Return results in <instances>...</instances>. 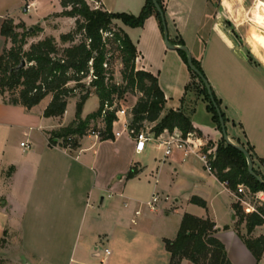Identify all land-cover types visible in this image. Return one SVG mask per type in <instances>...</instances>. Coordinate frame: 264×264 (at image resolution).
I'll list each match as a JSON object with an SVG mask.
<instances>
[{
  "label": "crops",
  "instance_id": "crops-1",
  "mask_svg": "<svg viewBox=\"0 0 264 264\" xmlns=\"http://www.w3.org/2000/svg\"><path fill=\"white\" fill-rule=\"evenodd\" d=\"M24 1L0 0V54L10 42L1 33L4 20L32 18L16 13ZM96 1L109 12L134 15L146 2ZM162 1L172 48L166 45L155 13L139 27L113 20L137 47L136 69L152 73L164 92L166 104L160 119L171 110H180L208 133L216 146L224 139L202 82L192 75L177 50L186 48L200 62L221 101L230 140L252 147L255 161L264 167L258 161H264V57L259 47L264 49V0ZM50 6H41L36 15ZM224 21L241 47L224 29ZM72 98L77 108L78 98ZM51 99L49 94L31 109L0 100V254L15 249L14 264H61L78 231V249L71 251L69 264L73 260L76 264H169L171 254L164 239H174L183 216L190 213L216 223L215 235L225 245L231 264H264V253L258 262L240 235L247 233L246 222L240 223L234 208L237 203L242 209L241 196L206 169L199 152L175 149L166 155L149 129L151 139L142 153L136 152V141L129 132L106 140L85 135L77 148L54 145L53 133L67 125L62 121L64 115H44ZM137 101L138 95H126L124 100L127 109ZM99 106L93 90L82 117ZM130 170L136 171L132 178L127 177ZM94 192H107L109 197L113 193L110 198H120L123 209L105 211L106 196H102L101 207L82 238ZM156 193L160 198L153 208L148 201ZM193 196L203 198L206 206L193 203ZM92 220L103 232L93 228ZM255 231L252 236L259 237ZM102 235L109 255L99 245ZM181 264L194 263L184 259Z\"/></svg>",
  "mask_w": 264,
  "mask_h": 264
},
{
  "label": "trees",
  "instance_id": "trees-1",
  "mask_svg": "<svg viewBox=\"0 0 264 264\" xmlns=\"http://www.w3.org/2000/svg\"><path fill=\"white\" fill-rule=\"evenodd\" d=\"M157 1L165 13L163 1ZM61 6L64 8L61 14L75 17L77 24L74 31L61 35L62 42H73L64 49H60L54 37L48 36L33 42L29 49L25 50L26 36L41 29L38 27L31 29L23 22L16 24L13 18L4 20L1 33L13 43L0 54V95H3L6 90L14 92L11 100L6 101L7 103L23 105L31 109L51 94L52 99L44 115L62 117L70 98L78 96L75 119L69 125L55 131L51 138V143L54 145L60 143L63 147L77 148L80 146V138L88 135L91 121L102 118L107 102L112 105L115 99H125L128 92L139 91L142 95L130 112L132 129L135 127V130H139L144 121L156 122L153 127L155 135L167 129L171 132L178 130L186 138L200 139L202 150L210 158L212 168L221 181L228 180L229 187L233 190L237 189L238 184L243 183L252 192H264V182L259 181L249 172L246 155L236 146L225 139L216 146L209 134L194 125L183 111L171 110L160 119L166 98L157 78L148 71L136 69L135 43L127 34L113 29L114 19H120L131 27H139L155 13L165 32L161 15L153 0H146L138 15L92 8L87 0H61ZM20 27L25 28L23 33L17 31ZM106 32L112 35L105 36ZM77 33L83 37L78 43H74ZM110 41L117 43L122 55L124 85L110 82L112 79L110 67L104 66L107 60L110 66L107 48V43ZM182 44L184 45L183 41ZM177 50L188 64L186 49L180 47ZM23 60L26 61V65H22ZM193 64L206 77L200 62L193 58ZM91 68L96 77L87 82ZM189 68L192 75L202 82L209 108L221 130L219 115L206 86L199 75L190 66ZM92 89L99 97L100 106L97 111L83 118L82 110ZM212 93L220 106L221 101L213 89ZM116 110L117 107L106 111L102 120L104 128L99 131L101 140L114 139L113 122L116 119ZM222 113L226 122L225 114L223 111ZM56 138L59 141H56ZM240 145L249 151L254 163V171L264 181V173L255 165L252 147L243 143ZM258 161L264 166L263 159ZM135 174V170H130L127 177L132 178ZM191 201L206 206V201L201 197L193 196ZM234 208L236 214L240 215V223L246 222L247 233H240V235L259 262L264 253V235L253 237L252 232L256 226L263 224L264 220L258 213H244L237 203L234 204ZM259 210L262 213L264 211ZM217 231L216 223L212 219L185 213L177 236L174 239H164L165 247L171 254L169 264H181L184 259L194 264H231L225 245L215 235Z\"/></svg>",
  "mask_w": 264,
  "mask_h": 264
},
{
  "label": "rangeland",
  "instance_id": "rangeland-1",
  "mask_svg": "<svg viewBox=\"0 0 264 264\" xmlns=\"http://www.w3.org/2000/svg\"><path fill=\"white\" fill-rule=\"evenodd\" d=\"M88 3L90 4V6L92 8H101L100 3H98V1L96 0H87ZM27 2H34V6L33 8L30 10V12H26L23 10V6L27 3ZM43 5H51L49 10H40V13L38 15L37 14V9L40 8ZM63 7L61 6V0H25L16 10V13L22 17H26V18H30L31 19H27L24 20L22 18H16L15 19V23H21L23 22L27 27H38L41 30H38L36 33L32 34V35H28L25 38V45H24V49L27 50L29 49L30 45L33 42H36L40 39H44L45 37L48 36H52L55 38L58 46L60 47V49H64L65 47L70 46L71 44H73V42H62L61 41V35L64 33H68L70 31H74L76 29V18L75 17H69V16H65L62 15V11H63ZM113 29L116 31H120L119 28L113 24ZM25 30V28L20 27L17 28V31L19 33H23ZM82 35L81 34H76L75 37V41L74 43H78L81 39H82ZM10 41V40H9ZM13 45V43L10 41L8 44V47H11ZM262 49V53H263V57H264V49L259 46ZM107 48L109 49V56H110V71H111V77L112 79L110 80V82L112 83H116L118 85H124V80H123V75H122V71H123V63H122V55L120 50L117 47V43L115 42H108L107 43ZM72 85H74L72 83ZM94 89H92L93 91ZM14 92L12 90H6L5 93L3 95H0V100H4V101H10L12 96H13ZM126 95L128 96H132V95H138V99L139 97L142 95L139 91H130L128 92ZM78 98V96H77ZM126 99V96H125ZM48 100V98L45 99L44 102H46ZM68 110L65 112L64 117H63V123L68 125L74 118L75 115V109H76V103H75V99L72 98L71 101L68 104ZM123 105L126 106V103L123 102ZM129 112L131 109H127ZM144 129H149V130H153V127L155 126L154 124H147L145 122H143L142 124ZM145 125H147L145 127ZM104 128V122L99 118L96 120L91 121L90 124V129L88 130V135L89 134H93V131H100ZM135 129V127H134ZM222 133V131H221ZM223 136V133H222ZM224 138V136H223ZM225 139V138H224ZM263 173H264V167H261L257 162L255 164ZM252 192V194H248V195H243V198L245 200H247L248 202H251L253 205H255L256 207H258L259 209H263L264 210V200H262L260 197H264V192ZM102 196H106V202L104 205V209L106 210H115V209H123V203L122 200L120 198H117L116 196L110 198L112 195L109 197L108 193H98V192H94L92 194L90 203H89V209H88V214L85 215V220H86V224H85V228L84 231L82 232V238H84L87 235V224L89 223V220L91 221V218L95 215H97L96 213L99 211L100 206V200ZM133 209H130V212H132ZM242 210L244 213L247 214V212L245 211V208L242 206ZM264 214V211H263ZM260 215V214H259ZM261 216V215H260ZM262 217V216H261ZM263 218V217H262ZM264 220V218H263ZM92 226L93 228H96L97 230H100V232H103V228L99 227L98 223L92 220ZM264 222L261 225H258L256 227V231H255V236H261L264 235ZM81 235V232L79 234V236ZM99 245H101V249L104 250L105 246H107V242H106V238L104 235H102ZM73 249H78V231L75 232V236L73 237V241L71 243V245L68 248V255L65 258V260H63V262L61 264H69L70 262V256H71V251ZM74 250V251H75ZM78 253V250H77ZM17 253L15 251V249H12L10 252L8 250L7 253H1L0 254V264H14V261H12L13 259H17ZM6 258V259H5ZM9 258V259H7ZM73 258L78 259V255L74 254ZM11 259V260H10ZM76 261H72L71 264H76Z\"/></svg>",
  "mask_w": 264,
  "mask_h": 264
},
{
  "label": "built area",
  "instance_id": "built-area-1",
  "mask_svg": "<svg viewBox=\"0 0 264 264\" xmlns=\"http://www.w3.org/2000/svg\"><path fill=\"white\" fill-rule=\"evenodd\" d=\"M33 6H34V2H27L23 6V10L26 12H30V10L33 8ZM104 35L108 36V35H112V34H109L106 32V33H104ZM107 61L104 63V66L106 68H109ZM90 64H92V61H90ZM93 72L94 71L91 68L90 74H89L88 78L86 79L87 82L91 81L93 79V77L94 78L96 77L93 75ZM124 100H125L124 98L123 99H115L114 104H112V105H110L107 102L105 104L101 120H103V117H104V115L108 109H114L115 107H117L116 119L113 122L114 138L120 137L124 132H129L134 137V139L136 141V144H135L136 152L142 153L146 149L147 142L151 139V137L148 135V131L146 129H144L143 127H141L139 130H135V129L131 128L132 114L128 113L127 107L123 105ZM92 135L98 136L99 131H93ZM154 138L159 142V145L164 147V151H165L166 155H171L175 149H182L185 153L199 152L202 159L205 162L206 169H208L209 171H214L212 168L210 158L202 150V143H201L200 139L195 140V139H191V138H186L178 130H174L173 132H171L167 129L163 133L156 135ZM223 182L229 186L228 180L223 181ZM236 191L241 196L239 198L238 202L241 204V206H243L245 208V211L248 214L258 213L264 218V214L262 212H260L258 207H256L251 202H248L247 200H245L243 198V195L252 194V191L249 189L248 186H246L243 183L238 184ZM159 198H160L159 193L154 194L152 197V200L148 201V205L154 208V204ZM260 198L262 200H264V197H260ZM104 253H105V255H109L110 249L105 248Z\"/></svg>",
  "mask_w": 264,
  "mask_h": 264
},
{
  "label": "water",
  "instance_id": "water-1",
  "mask_svg": "<svg viewBox=\"0 0 264 264\" xmlns=\"http://www.w3.org/2000/svg\"><path fill=\"white\" fill-rule=\"evenodd\" d=\"M154 3H155V6L157 8V10L159 11L160 15H161V19H162V23H163V27H164V30H165V42H166V45L170 48L173 47V45L170 43L169 41V37H168V33H167V30H168V25H167V20H166V16H165V13L164 11L162 10L159 2L157 0H153ZM31 29L33 27H30ZM224 29L226 30V32H228L231 37L234 39V41L236 42V44L241 47V41L238 39V37L233 33L231 32L227 25H226V21H224ZM186 49V48H185ZM187 53H188V64L189 66L193 69V71H195L199 77L202 79L204 85L206 86L207 90H208V93L210 95V98L213 102V105L214 107L216 108L217 110V113L219 115V119H220V123H221V131L223 133V136L225 138V140L230 143V144H233L234 146H236L239 150H241L245 155H246V158L248 160V163H249V172L254 175L259 181H262V178L255 173L254 171V163H253V160H252V157L249 153V151L242 145H239V144H235L233 143L229 136H228V132H227V126H226V122L224 120V116H223V113H222V110H221V107L219 106V104L216 102L215 98H214V95L212 93V88L210 86V83L208 82L207 78L198 70V68L193 64V57L191 55V53L189 52L188 49H186ZM241 52L242 54L245 56V57H248V55L246 54V52L241 48ZM22 65H26V61L23 60L22 61ZM55 140H58L57 138Z\"/></svg>",
  "mask_w": 264,
  "mask_h": 264
}]
</instances>
